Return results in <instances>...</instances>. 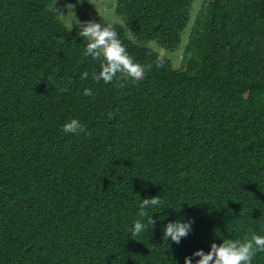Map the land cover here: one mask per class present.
I'll list each match as a JSON object with an SVG mask.
<instances>
[{
	"label": "trees",
	"instance_id": "trees-1",
	"mask_svg": "<svg viewBox=\"0 0 264 264\" xmlns=\"http://www.w3.org/2000/svg\"><path fill=\"white\" fill-rule=\"evenodd\" d=\"M54 1L0 0V264H184L264 236V0H202L191 21L194 0H115L136 63L161 55L148 42L174 51L190 25L177 68L165 58L109 84ZM71 118L91 135L62 132ZM158 195L155 227L131 236ZM177 220L194 221L188 236L162 239Z\"/></svg>",
	"mask_w": 264,
	"mask_h": 264
},
{
	"label": "clouds",
	"instance_id": "clouds-1",
	"mask_svg": "<svg viewBox=\"0 0 264 264\" xmlns=\"http://www.w3.org/2000/svg\"><path fill=\"white\" fill-rule=\"evenodd\" d=\"M76 21V27L79 29L77 35L87 41L82 55L99 61L100 70L92 73L91 78L93 81L97 83L103 81L104 84H109L113 81L131 79L133 82H137L143 78L146 72L152 70L153 65L158 69L164 67L165 57L163 55H157L155 61L151 64L142 65L136 63L135 58L123 46L118 32L111 25L97 23L93 20ZM88 75V72H84L80 78L86 79ZM120 86L122 87L123 84H120ZM61 91L67 92L68 89L63 88ZM83 95L94 97V93L90 88H85ZM106 115L108 119H112L114 114L108 112ZM61 131L66 134L78 135L84 133L85 135H91L90 132L86 131V126L76 118L66 121L61 126ZM162 202L159 195L141 200L139 204L140 210L137 214L139 218L134 221L133 226L129 229L131 236H138L149 225H151V228L155 227L156 221L152 219V216L148 215L145 209L150 206H160ZM145 217H147L146 223L143 219ZM193 223L194 221L191 220L188 222L177 220L167 223L162 229L164 233L162 239L171 240L179 244L182 238L187 237L191 232ZM259 252H264V236L251 234L250 236L246 235L243 240L224 239L219 245L212 243L210 251L207 253L201 249L193 252L192 256H186L184 264H193V257H199L195 264H251L252 259Z\"/></svg>",
	"mask_w": 264,
	"mask_h": 264
},
{
	"label": "rangeland",
	"instance_id": "rangeland-1",
	"mask_svg": "<svg viewBox=\"0 0 264 264\" xmlns=\"http://www.w3.org/2000/svg\"><path fill=\"white\" fill-rule=\"evenodd\" d=\"M201 2L202 0H194L190 11V21L193 19ZM67 5H72L73 7ZM114 6L115 0H55L49 9L57 13V17L64 22L69 29L77 33L79 29L76 27V20L81 22L93 20L97 23L111 26L114 24L122 25L121 17L117 16L114 12ZM189 25L182 33L181 44L172 52L163 50L154 42H148L144 47L163 55L171 62L173 67L177 68L181 62L182 50L186 42ZM123 30L128 39L135 40L127 28L123 27Z\"/></svg>",
	"mask_w": 264,
	"mask_h": 264
}]
</instances>
